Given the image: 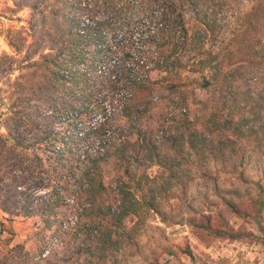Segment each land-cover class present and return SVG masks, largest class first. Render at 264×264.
Masks as SVG:
<instances>
[{
	"label": "rangeland",
	"instance_id": "rangeland-1",
	"mask_svg": "<svg viewBox=\"0 0 264 264\" xmlns=\"http://www.w3.org/2000/svg\"><path fill=\"white\" fill-rule=\"evenodd\" d=\"M11 7L13 0H0V56H12L15 67L0 82V121L17 94L10 82L34 69L6 38L28 25L33 10ZM259 12L246 36L231 40L225 29L206 41V52L220 54L218 69L193 71L189 60L168 73L154 70L134 108L116 111L109 124L124 141L114 150L124 155L101 163L105 194L73 196L76 182L67 178L50 218L0 211V260L23 245L31 264H264V61L253 54L264 43V4ZM218 18L229 20L224 12ZM230 72L235 79L226 78ZM88 117L100 119L99 109ZM240 118L244 133L235 129ZM118 184L136 200V213L107 238L104 214L118 204Z\"/></svg>",
	"mask_w": 264,
	"mask_h": 264
},
{
	"label": "trees",
	"instance_id": "trees-1",
	"mask_svg": "<svg viewBox=\"0 0 264 264\" xmlns=\"http://www.w3.org/2000/svg\"><path fill=\"white\" fill-rule=\"evenodd\" d=\"M13 1L11 12L29 7L33 15L27 26L7 31V42L15 51H24L28 61L24 67L34 69L10 82L17 94L0 121L6 130L0 134V211L47 218L59 204L58 184L67 178L76 182L73 196L106 193L101 163L113 154L124 155V150H114L124 141L109 121L116 111L134 108L137 91L153 82L152 71L168 73L190 61L193 71L218 69L220 54L206 52V41H217L225 29L233 34L231 40L246 36L264 4V0ZM245 3L252 4L246 12ZM222 12L229 20L220 21ZM261 45L253 54L264 61ZM13 61L7 53L0 56V82L14 72ZM225 74L236 78L234 73ZM103 101H109L113 110L100 106ZM95 109L100 119L92 123L88 116ZM62 118L69 123L59 125ZM86 121L89 124L84 125ZM243 121L234 123L240 133ZM117 189L116 208L108 206L104 214L109 218L107 238L136 213L130 191L122 184ZM30 256L23 245H15L0 264H31Z\"/></svg>",
	"mask_w": 264,
	"mask_h": 264
}]
</instances>
